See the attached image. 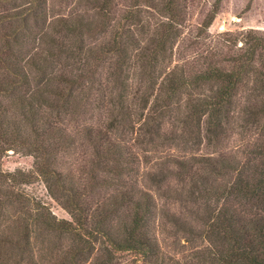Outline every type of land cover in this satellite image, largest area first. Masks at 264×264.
Here are the masks:
<instances>
[{
	"label": "rangeland",
	"instance_id": "1",
	"mask_svg": "<svg viewBox=\"0 0 264 264\" xmlns=\"http://www.w3.org/2000/svg\"><path fill=\"white\" fill-rule=\"evenodd\" d=\"M132 3L133 0H114L109 9L110 14L103 22L87 0H46L43 16L39 14L40 19L35 22L30 16L27 29L18 31L20 44L14 48L15 53H21V57L17 63L30 72L26 55L36 50L39 53L45 47L41 43L45 34H49V38H58L56 31L62 29L59 24L64 20L72 22L77 19L87 23L89 29L82 34L86 47L109 43L116 34L114 25L125 12L133 10ZM183 4L185 13L178 27L180 37L171 45V49L169 46L157 67L144 68L137 49L129 48L130 60L127 61L128 70L124 74H129L125 103V111L129 116L117 131L107 129L113 109L108 97L109 92L113 91V56L104 57L93 72L92 89H88L90 84L84 81L82 90L85 95L84 92L77 93L74 101L76 106L59 118L48 108L38 109V103L34 104V111L27 110L25 101L16 97L23 91L16 90L12 94L0 96V121L4 132V137L0 135V143L13 141L22 145L12 151L0 152V241L4 243L0 249V264H20L18 250L9 243L13 238L20 237L19 224L15 218L24 211L22 209L44 208V214L49 217L72 221L62 202L51 197L46 183L35 172L36 160L28 151L30 147L42 144L52 153L48 161L50 168L70 178L68 185L78 192L81 204L78 206L82 211L90 214L96 211L99 215H94L102 219L101 207L119 195L121 189L131 191L130 188L135 187L152 195L155 209L150 222V237L155 240L157 257L143 260L132 252L115 253L113 264H211L209 256L203 252L209 246L208 238L205 235L196 236L194 242L188 241L191 235L186 234V230L193 231L195 235L205 234L206 223L210 221L213 210L216 212L224 206L229 207L239 220L249 221L255 216H264V202L226 194L237 180V172L214 171L199 163L182 174L174 163L177 160L226 158L236 159L239 164L249 160L255 166L260 164L262 157L254 156L253 149L257 142H264V133L257 126L244 127L242 122L237 123L238 111L247 103L261 99L252 90L251 83L237 92V107L231 116L234 120L231 119L233 122L225 126L226 132L219 140L207 137L203 122L198 126L197 120L191 117L187 119L188 110L183 100L174 101L169 108H165L166 104L161 101H166L164 80L170 71L194 75L209 64L224 67L229 58L239 52L247 32L264 36V0H185ZM22 6L24 3L19 1L15 5L7 4L5 10L17 9L19 12ZM135 11L144 19L146 26L144 35L134 31L136 39L143 46L148 37L157 32L156 26L163 17L145 5H139ZM215 11L210 26L204 28V19ZM10 22L12 27L18 28L22 19ZM12 27L4 24L0 36L5 31L6 35H11ZM73 41V37L65 38L67 45ZM64 57L59 59L56 71L72 72L76 76L77 66H64L73 65V59L66 60ZM143 96L148 97V103L139 101ZM157 107L160 108L157 110ZM151 113L154 117H160V120L156 121L157 127L146 132L144 124ZM198 128H201V136L195 138L192 132L198 131ZM88 129L108 133L107 142L122 147L124 157L135 160V164L131 165L133 171L130 176L121 180L122 186H117V181L110 174L96 169L95 164L100 158L97 145L85 137ZM156 174L160 175L155 178L158 183L153 180ZM25 178L29 179L28 184L15 183ZM10 191L12 197L16 198L14 202L5 197ZM129 213L128 207H124L105 222V229L114 238L120 237ZM30 237L31 247L25 255L37 257L42 260V264H61L65 253L78 243L77 237L73 235L54 233L40 226L31 228ZM94 245L98 247L97 254H102V246Z\"/></svg>",
	"mask_w": 264,
	"mask_h": 264
},
{
	"label": "trees",
	"instance_id": "2",
	"mask_svg": "<svg viewBox=\"0 0 264 264\" xmlns=\"http://www.w3.org/2000/svg\"><path fill=\"white\" fill-rule=\"evenodd\" d=\"M19 1L24 3V7L18 9L19 12L17 9L15 11L5 10L7 4L15 5ZM87 1L92 3V8L104 22L110 14L109 9L114 0ZM184 1L133 0V10L125 12L118 23L114 25L116 34L112 41L92 48L86 47L82 39V34L89 29L87 23L77 19L72 22L64 20L59 24L62 29L56 31L58 38L53 39V36L49 38V34H45L43 37L41 43L45 47L47 46V49L44 50V47L39 53L36 50V53L26 55L27 68L31 69L30 72H27L17 63L21 53H15L14 46L17 47L20 44L18 31L22 28L27 29L26 24L29 17L31 16V20L35 22L40 19L39 14L43 16L46 0H0V8L3 10L0 13V30L4 24L12 27L10 21L15 22L22 19L18 28L12 27L11 35H6L5 31L0 36V96L12 94L16 90L23 91V94L16 97L25 101L24 107L27 110L34 111V104L38 103V109L48 108L59 118L76 106L74 101L77 98V93L84 92L82 90L84 81L88 85L90 84L88 89H92L93 72L104 57L113 56L111 79L113 91L108 95L113 109L107 129L117 131L129 116L125 111L129 74L124 75L128 70L127 61L130 60L129 48L137 49L144 68L157 67L169 46L171 49V45L180 37L178 27L182 24L185 13ZM139 5L154 9L163 17L162 22L156 26L157 32L153 36H146L148 40L143 46L141 41L136 39L134 32L137 31L143 35L146 33L144 19L135 11ZM215 15L216 11L204 19L202 23L204 28L210 26ZM72 37L74 38L73 43L67 45L65 38ZM243 38V45L238 50L239 52L229 58L228 64L224 67L209 64L203 71L194 75H185L181 71L172 70L165 76L164 83L166 85L163 92L166 101L161 100L166 104L165 108H169L176 100H183L182 103L188 110L187 119L191 117L192 120H197L198 126L203 122L206 135L211 139L219 140L226 132L225 126L233 122L234 119L231 116L235 111V106L237 107V92L249 83H251L252 90L257 92L261 99L244 105V108L238 111L240 113H238L237 123L242 122L244 127L257 126L264 133V36L249 31ZM62 56H65L66 60L73 59V65L64 66L67 68L77 66L78 74L76 76H73L72 72L56 71L55 67L59 66V59ZM83 94L85 95V92ZM139 101L146 104L148 97L143 96ZM158 108L160 107H157V110ZM157 120H160V117H154L151 113L149 120L144 124L146 132H151L153 127L158 126ZM200 131L201 128H198V131L192 132V135L199 138ZM0 133L1 137H4L1 121ZM85 137L97 145L96 150L100 160L95 164L96 169L110 174L117 181V186H122L121 180L125 176H130L133 171L131 165L135 164V160L125 158L122 147L107 142L108 133L106 132L88 129L85 131ZM20 147L22 145L17 142L3 141L0 143V152L12 151ZM30 148L29 155L36 160V174L46 183L51 197L62 202L64 209L72 217V221H60L49 217L44 214V208L22 209L24 211L19 212L15 218L19 224L20 237L13 238L9 243L13 249L18 250L20 264H42V260L37 257L25 255L31 247V228L38 226L54 233L77 237V245L65 253L61 264H113L115 253L132 252L143 260H153L157 257L155 240L150 237V222L155 209V203L150 193L136 190L135 187L130 188L131 191L121 189L119 195L103 204L106 206L101 207L102 219H100L97 217L98 212L90 214L88 211L80 209L78 206L81 205L80 196H78V192L69 187L68 184L71 180L67 177L68 175L63 177L50 168L48 161L52 153L49 149L43 144ZM253 153L254 156L262 157L260 164L256 166L250 160L239 164L236 159L226 158L177 160L174 163L182 174L187 173L192 166L199 163L214 171H235L238 173V178L226 191L228 192L226 194H233L254 202L260 200L263 203L264 142H257L254 145ZM159 176L156 174L153 177L155 183H158L155 178H159ZM15 183L28 184L29 179L25 178L15 181ZM12 196L11 191L5 195L9 201L14 202L16 198ZM108 205L110 206L108 207ZM124 207H128L130 211L126 216L128 221L121 230L120 237L114 238L105 229V222L115 212L118 214ZM206 228L205 234L195 235L190 230L185 232L191 235L189 237L191 239L188 241L194 242L196 236L205 235L208 238L209 246L203 252L209 256L211 264H264V216H255L249 221L239 220L229 207L224 206L216 212L213 210L210 221L206 223ZM94 244L102 246L100 248L102 254H97L98 247L95 248ZM2 245L4 243L0 241V249H2Z\"/></svg>",
	"mask_w": 264,
	"mask_h": 264
}]
</instances>
